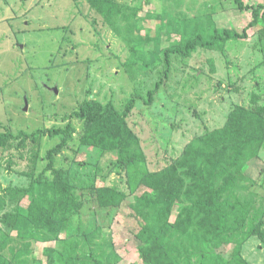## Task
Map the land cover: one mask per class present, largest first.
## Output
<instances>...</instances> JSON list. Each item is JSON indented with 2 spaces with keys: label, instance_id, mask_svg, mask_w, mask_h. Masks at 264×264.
<instances>
[{
  "label": "rangeland",
  "instance_id": "rangeland-1",
  "mask_svg": "<svg viewBox=\"0 0 264 264\" xmlns=\"http://www.w3.org/2000/svg\"><path fill=\"white\" fill-rule=\"evenodd\" d=\"M114 1L117 13L110 24L88 0H0V132L64 127L68 122L62 118L83 101L111 100L123 111L135 97L128 122L140 138L148 169L156 172L180 159L200 137L224 128L237 107L264 105L263 24L248 29V40H232L218 50L198 47L187 58L173 55L165 77V51L183 43L184 29L187 35L200 29L206 36L214 29L242 32L252 20L251 10L242 11L236 0ZM244 2L264 5V0ZM160 82L156 100L147 106L149 91ZM74 123L81 131L82 123ZM58 142L44 137L26 148L12 143L0 150V196L8 187H29L45 166L41 158ZM76 147L79 154L65 151L57 166L71 170L76 194L87 200L80 225L86 234L83 251L103 264H142L132 234L139 226L129 206L98 209L91 193L105 175L108 186L129 193L126 175L111 168L116 155L100 159L99 152ZM246 173L264 188V149ZM17 205L8 201L0 212V235H16L2 217ZM40 242L26 234L15 247L30 243L23 259L41 264ZM242 255L249 264H264V242L251 238Z\"/></svg>",
  "mask_w": 264,
  "mask_h": 264
},
{
  "label": "trees",
  "instance_id": "trees-1",
  "mask_svg": "<svg viewBox=\"0 0 264 264\" xmlns=\"http://www.w3.org/2000/svg\"><path fill=\"white\" fill-rule=\"evenodd\" d=\"M236 2L242 11L251 10L250 24L242 32L214 29L209 36L200 29L187 35L184 29L183 43L165 51V77L173 55L187 58L198 47L218 50L229 41L248 40L249 28L261 24L264 28V5ZM88 3L107 23H112L116 1ZM161 86L160 82L149 91L147 106L156 100ZM135 106V97L123 111L111 100L102 103L90 99L62 118L68 122L64 127L17 134L0 132V150L12 143L26 148L44 137L59 140L41 158L45 166L34 175L29 187L3 189L0 212L8 201H17L18 205L2 217L4 225L16 235H0V264H28L23 258L30 243L20 250L15 247L17 238L24 239L26 234L44 245L45 262L41 260V264H103L82 249L81 240L86 234L80 225L87 200L76 194L71 170L57 166L58 157L65 151L79 154L76 146L99 152L100 159L116 155L111 168L126 175L129 193L118 186H108L106 175L100 179L101 186L91 187V193L98 209L129 206L139 226L132 234L142 264H249L242 255L244 245L254 237L264 242V188L246 173L247 165L258 159L264 149V105L237 107L224 128L200 137L180 159L156 172L148 169L140 138L128 122ZM75 120L82 123L81 131L75 127ZM37 164L36 161V169ZM98 171L102 175L103 171ZM243 192L248 196L244 197ZM22 200L29 202L27 207Z\"/></svg>",
  "mask_w": 264,
  "mask_h": 264
},
{
  "label": "water",
  "instance_id": "water-1",
  "mask_svg": "<svg viewBox=\"0 0 264 264\" xmlns=\"http://www.w3.org/2000/svg\"><path fill=\"white\" fill-rule=\"evenodd\" d=\"M54 91L57 92V89H54ZM25 110H27V109H25Z\"/></svg>",
  "mask_w": 264,
  "mask_h": 264
}]
</instances>
